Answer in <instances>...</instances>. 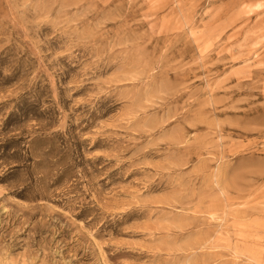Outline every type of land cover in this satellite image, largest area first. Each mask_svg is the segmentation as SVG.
<instances>
[{"label": "rangeland", "instance_id": "obj_1", "mask_svg": "<svg viewBox=\"0 0 264 264\" xmlns=\"http://www.w3.org/2000/svg\"><path fill=\"white\" fill-rule=\"evenodd\" d=\"M0 264H264V0H0Z\"/></svg>", "mask_w": 264, "mask_h": 264}]
</instances>
